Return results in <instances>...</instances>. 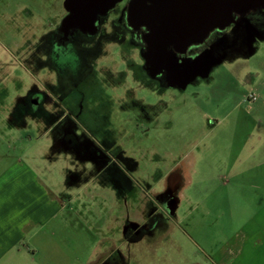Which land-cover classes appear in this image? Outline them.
<instances>
[{
    "label": "rangeland",
    "instance_id": "rangeland-1",
    "mask_svg": "<svg viewBox=\"0 0 264 264\" xmlns=\"http://www.w3.org/2000/svg\"><path fill=\"white\" fill-rule=\"evenodd\" d=\"M63 2L0 0V156L23 158L34 168L33 185L50 189L42 201L48 199L58 210L50 223L65 245L63 264H92L113 245L122 252L129 249V264H188V257L205 262L192 240L196 236L192 223L200 217L204 222L203 215L206 224L222 216L203 214L183 200L168 235L180 245L177 249L164 240L156 248L145 241L124 243L120 223L128 204L133 207L142 198L149 201L165 188L172 165L185 159L195 144L196 156L212 154L209 164L198 165L201 177H214L204 186L222 187V144L215 150L205 145L222 142V134L227 138L235 125L250 124L244 112L252 105L246 100L248 94L257 96L253 107H264V22L251 29L248 38L240 34L243 31H225L223 58L206 76H197L185 86L157 85L141 68L139 48L119 32L100 39L95 70L81 81L75 67L80 64L78 54L66 55L67 64L62 60L56 64L61 69L46 56V41L67 12ZM36 93L41 98L34 106ZM232 109L222 123V116ZM64 124L94 141L93 151L99 155L108 148L106 140L108 146L112 141L120 146L128 160L117 158L106 164L130 175L131 199L125 202L110 186L94 180L90 162L51 153L52 134ZM71 177L76 178L69 181Z\"/></svg>",
    "mask_w": 264,
    "mask_h": 264
},
{
    "label": "crops",
    "instance_id": "crops-1",
    "mask_svg": "<svg viewBox=\"0 0 264 264\" xmlns=\"http://www.w3.org/2000/svg\"><path fill=\"white\" fill-rule=\"evenodd\" d=\"M246 100L252 104L244 111L250 117V124L235 125V129L226 133L228 139L222 134V142L209 141L205 145L215 150L218 143L222 144V187L204 186L214 177H201L198 165L209 164L212 154L209 158L196 156L199 152L195 153L194 149L198 145H193L186 158L176 161L168 171L164 189L149 201L142 198L133 207L130 204L126 206L119 230L124 243L145 241L156 248L164 240L176 249L180 248L168 235L173 230V223H177L176 211L184 200L203 214L215 215L217 219L222 216V220L212 219L206 224L203 215L204 222L200 217L201 221L192 223L191 230L196 236L191 239L205 262L184 256L189 260L188 264H264V119L259 118L264 117V107H253L257 101L256 94H248ZM233 111L229 110L222 116V123ZM48 128L53 131V128ZM76 130L75 126L66 124L58 127L52 134L51 153L62 152L77 161L90 162L94 180L100 185L110 186L114 194L125 202L131 199L134 189L131 188L130 175L121 167L117 166L116 171L106 164L109 161L114 163L113 159L82 157L81 132ZM106 146L120 149L114 141L108 146L106 140ZM33 172L34 168L21 157L0 156V264H63L65 245L55 237L50 223L58 210L51 208L48 199L46 203L42 201L50 189L47 186L36 188ZM75 178L71 177L69 181ZM200 222L201 225L195 224ZM131 223L150 224L153 229L151 237L144 236L135 242L128 239L125 227ZM207 230L209 236L204 234ZM114 251L121 254L124 264L130 263L129 249L122 252L114 245L99 255L95 262Z\"/></svg>",
    "mask_w": 264,
    "mask_h": 264
},
{
    "label": "water",
    "instance_id": "water-1",
    "mask_svg": "<svg viewBox=\"0 0 264 264\" xmlns=\"http://www.w3.org/2000/svg\"><path fill=\"white\" fill-rule=\"evenodd\" d=\"M119 1L64 0L67 14L59 29L95 33L98 16L106 14ZM261 8L264 0H134L129 6L131 19L148 29L143 35L145 51H140L146 74L151 78L163 74L169 87L185 86L197 76H206L210 67L223 58L225 38L193 60L186 57L179 61L177 54L185 52L190 43L202 41L215 20L222 21V29L232 23L234 12L243 15L239 22L247 27L245 32L237 33L248 38L255 27L247 24L246 14ZM202 17H206V25L200 24ZM237 37L232 39L236 41Z\"/></svg>",
    "mask_w": 264,
    "mask_h": 264
},
{
    "label": "flooded vegetation",
    "instance_id": "flooded-vegetation-1",
    "mask_svg": "<svg viewBox=\"0 0 264 264\" xmlns=\"http://www.w3.org/2000/svg\"><path fill=\"white\" fill-rule=\"evenodd\" d=\"M133 1L134 0H121L117 2L112 8H110L106 14L98 16L95 21V24L97 25V32L95 33H91L89 31H81L79 29H69L64 32L60 30L59 25H57L56 29L52 32V35L49 37V39H47L48 42L46 41V45L48 43L46 51L48 62H51L56 67L61 69V67L59 66L62 64L61 60L64 61L65 64H67L68 62L66 55H69L71 57L72 55H70V53L72 52L75 53V56H77L78 54V60L80 64L75 67L78 68V73L80 76L79 79L81 81H84L87 79V74H91L95 70L93 69V66H95L93 65V61L96 57V51L98 49L97 47L102 46L101 43L103 42H100L101 38L103 40L109 38L108 36L114 37L116 32L122 33L124 35L127 34L130 44L138 47L140 51H145L143 35L148 32V29L146 25H137L135 21L131 19L129 6ZM65 14H67V12H65ZM242 16L234 12L232 14V18L234 21L229 25L225 26L223 29L222 21L215 22V20L214 25L209 29L202 41L190 43L186 47L185 52L177 54L179 57V61H181L182 58L186 57L189 58V60H193L201 54L204 55L205 50L210 49L212 46H214L215 43H217V41L222 38V34L225 33V31L227 32L229 28H232L235 32H245L247 30V27L245 26L246 23L239 22ZM246 17L248 18L247 24L256 28L261 22H264V8L252 10L246 14ZM205 22H207L206 17H202V21L200 22V24L206 25L207 23ZM106 27H108L109 30L106 29ZM142 63L144 64L143 58ZM143 64H141V68L145 72ZM151 79H153V81H155V83L161 87H169L165 85L166 78H164L163 74ZM80 92L82 96L85 95L84 92ZM40 98V94L36 93L34 95V106L39 104ZM80 110L81 108H78L79 112ZM86 137H82V133L79 135V138L83 142L82 152H80V155L82 157H102L106 159L110 158L115 161L117 158H120V160H126V156L124 155L123 150L118 149L116 147L113 149H104L102 155H99L101 152L94 153L93 149L96 147L95 142L84 139ZM125 232L128 239L135 242L138 241L139 238H142L144 236L151 237L153 229L148 223H131L125 227ZM94 264H124V262L121 254L118 253V251H114L112 253L107 254L106 256L100 257L98 260H96Z\"/></svg>",
    "mask_w": 264,
    "mask_h": 264
}]
</instances>
